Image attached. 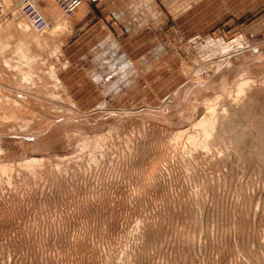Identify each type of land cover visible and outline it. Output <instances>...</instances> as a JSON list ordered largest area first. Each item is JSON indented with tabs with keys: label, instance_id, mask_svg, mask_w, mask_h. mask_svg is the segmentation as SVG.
I'll return each mask as SVG.
<instances>
[{
	"label": "rangeland",
	"instance_id": "374dc122",
	"mask_svg": "<svg viewBox=\"0 0 264 264\" xmlns=\"http://www.w3.org/2000/svg\"><path fill=\"white\" fill-rule=\"evenodd\" d=\"M25 1L0 0V264H264V0L80 25L86 0H31L45 33Z\"/></svg>",
	"mask_w": 264,
	"mask_h": 264
},
{
	"label": "built area",
	"instance_id": "2783aa9c",
	"mask_svg": "<svg viewBox=\"0 0 264 264\" xmlns=\"http://www.w3.org/2000/svg\"><path fill=\"white\" fill-rule=\"evenodd\" d=\"M62 6V9L67 14V16H73L77 10L82 6V0H58ZM23 10L29 9L28 13H25L26 17L32 23L34 28L40 33H45L48 31L50 25L47 19L42 15V13L38 10L33 1L27 0L23 3Z\"/></svg>",
	"mask_w": 264,
	"mask_h": 264
},
{
	"label": "crops",
	"instance_id": "0c3cea01",
	"mask_svg": "<svg viewBox=\"0 0 264 264\" xmlns=\"http://www.w3.org/2000/svg\"><path fill=\"white\" fill-rule=\"evenodd\" d=\"M92 1L93 2H95V3H97L98 2V0H86L85 2H86V8H85V10L87 11V14H85V15H83V17L81 16V19H79L78 21H77V23L80 25L81 23H86V22H89V21H93L94 20V17H92L91 16V13H90V11H89V9H90V5H92ZM98 5H101V6H103V7H108V8H113L114 10H116V8L118 7V8H121L122 6H124L123 4H119V3H117L116 1H114V0H107L106 2L105 1H101V3H99ZM85 11V12H86ZM111 12V11H110ZM114 12V11H113ZM109 14H111L112 15V13H109Z\"/></svg>",
	"mask_w": 264,
	"mask_h": 264
}]
</instances>
